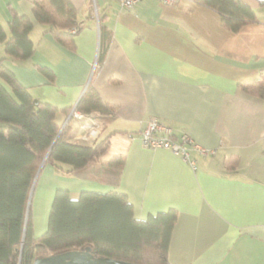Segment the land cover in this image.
<instances>
[{
	"label": "crops",
	"instance_id": "crops-1",
	"mask_svg": "<svg viewBox=\"0 0 264 264\" xmlns=\"http://www.w3.org/2000/svg\"><path fill=\"white\" fill-rule=\"evenodd\" d=\"M36 1L0 0L8 35L16 14L33 24L34 54L6 58L4 65L36 102L58 108L60 134L72 126L69 141L92 145L108 138L109 145L99 161L74 171L45 159L30 198L35 236L47 230L57 190L74 200L84 192H117L138 220L177 212L172 264H264V97L244 89L257 88L264 77V6L242 0L257 22L235 33L196 0H143L132 10L121 0H68L76 19L60 31L74 36L62 41L53 24L36 19ZM57 16L63 25L66 17ZM101 27L110 38L100 62ZM0 50L1 60V41ZM90 86L113 107L112 120L76 110ZM152 118L170 127L175 141L191 139L185 146L193 164L143 147L141 132ZM88 122L98 134L85 135ZM114 157L123 158L122 167L106 164Z\"/></svg>",
	"mask_w": 264,
	"mask_h": 264
},
{
	"label": "trees",
	"instance_id": "trees-1",
	"mask_svg": "<svg viewBox=\"0 0 264 264\" xmlns=\"http://www.w3.org/2000/svg\"><path fill=\"white\" fill-rule=\"evenodd\" d=\"M47 1L55 12L49 9ZM196 3L216 11L225 27L235 33L257 22L254 8L242 0H196ZM33 12L40 23L55 26L58 40H73V34L60 31L76 19L68 0H37ZM56 14L66 17L63 25L58 24ZM8 28L9 35L0 23V41L5 51V58L0 60V264H33L37 258L83 251L86 247H90L95 257L132 264H172L169 244L177 212L171 210L138 220L133 206L117 192H84L74 200L67 191L57 190L47 230L35 236L32 212L29 210L27 215V209L41 164L46 159L57 168L64 165L69 171L82 169L100 160L109 140L105 138L92 145L72 143L70 125L60 134L58 108L36 102L4 65L6 58L20 61L34 54L30 36L33 24L28 17L16 14ZM109 38L106 28L101 27L100 62ZM39 69L53 79L50 69ZM255 84L257 88L244 89L264 97V77ZM76 110L87 115L97 113V119L102 121L114 118L113 107L103 102L91 86ZM123 162L122 157H114L106 164L120 168Z\"/></svg>",
	"mask_w": 264,
	"mask_h": 264
},
{
	"label": "built area",
	"instance_id": "built-area-1",
	"mask_svg": "<svg viewBox=\"0 0 264 264\" xmlns=\"http://www.w3.org/2000/svg\"><path fill=\"white\" fill-rule=\"evenodd\" d=\"M143 0H121L123 9L132 10L139 2ZM165 5H174L178 0H158ZM73 33L75 30L72 31ZM72 115L76 118L83 120H91L88 116H85L76 111L72 112ZM83 130L86 131L85 135L89 136L93 133L98 134L97 128L94 123H86L83 126ZM141 142L143 147L151 150H167L173 155L181 157L184 161L191 162L190 154L186 148V144L191 143V139L184 135L180 142L173 139L172 129L156 118H152L148 125L141 132ZM205 152V151H204ZM193 164V162H191Z\"/></svg>",
	"mask_w": 264,
	"mask_h": 264
},
{
	"label": "water",
	"instance_id": "water-1",
	"mask_svg": "<svg viewBox=\"0 0 264 264\" xmlns=\"http://www.w3.org/2000/svg\"><path fill=\"white\" fill-rule=\"evenodd\" d=\"M255 1L260 4H264V0H255ZM29 210H30V201L27 209V215L29 214ZM33 264H132V263L119 261L111 258L95 257L91 253L90 247H86L85 250L83 251H69L63 254L51 255L45 258H37L33 261Z\"/></svg>",
	"mask_w": 264,
	"mask_h": 264
},
{
	"label": "rangeland",
	"instance_id": "rangeland-1",
	"mask_svg": "<svg viewBox=\"0 0 264 264\" xmlns=\"http://www.w3.org/2000/svg\"><path fill=\"white\" fill-rule=\"evenodd\" d=\"M1 51V50H0ZM33 208H34V206H33ZM41 234H43V233H41Z\"/></svg>",
	"mask_w": 264,
	"mask_h": 264
}]
</instances>
